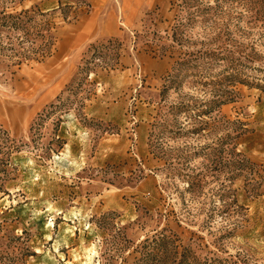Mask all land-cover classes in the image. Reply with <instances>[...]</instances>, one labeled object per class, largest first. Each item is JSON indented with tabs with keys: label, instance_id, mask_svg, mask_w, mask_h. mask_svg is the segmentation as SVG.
Segmentation results:
<instances>
[{
	"label": "rangeland",
	"instance_id": "1",
	"mask_svg": "<svg viewBox=\"0 0 264 264\" xmlns=\"http://www.w3.org/2000/svg\"><path fill=\"white\" fill-rule=\"evenodd\" d=\"M0 264H264V0H0Z\"/></svg>",
	"mask_w": 264,
	"mask_h": 264
}]
</instances>
